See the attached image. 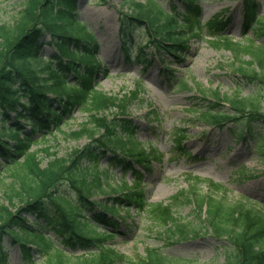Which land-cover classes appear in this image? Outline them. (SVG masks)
<instances>
[{
  "label": "trees",
  "instance_id": "1",
  "mask_svg": "<svg viewBox=\"0 0 264 264\" xmlns=\"http://www.w3.org/2000/svg\"><path fill=\"white\" fill-rule=\"evenodd\" d=\"M180 1L184 12L175 7L170 13H166L154 0H148L146 5L132 1L134 13H122L120 17V40L128 61L142 62L146 67L152 58L146 53L148 49L158 56L171 54L176 58L174 51L184 47L186 38L182 34L172 35L173 32L181 29L195 34L202 32L204 26L199 21V0ZM26 2V8L15 27L0 25V120L6 124L12 113L16 115L13 125L2 127L0 131V160L3 163H0V172L4 166L18 164L20 157H27L29 143L37 133L47 132V135H42L39 139L46 142L47 136L54 134L51 128L58 127L74 109L81 108L84 104L92 105L89 107L95 110L114 106L118 108V113L111 119H94L102 133H91V143L78 151L75 167L68 168L65 166L66 161L56 159L49 168L40 169L35 155H28L26 159L28 162L31 160V163H27L28 173L17 177L21 191L14 190L8 196L11 204L18 197L22 205L18 209L0 205V264H9L5 247L7 240L19 246L26 259L31 261L34 249L37 254L45 256L48 264H173L158 249H150L144 257L129 260L105 245L108 237L97 234L96 230L117 229V210L114 206H101L91 200L95 189L82 186L80 177L84 171L77 168L82 159L94 166L102 159H107L110 165L124 173L132 171L136 176L134 186L124 184L127 188H120L111 201L134 206L142 213L149 211L163 228H167L168 238L184 240L191 234L199 236L198 230L178 224L174 218V206L193 205L200 218L205 210L203 223L212 230V234L229 243L225 264H264V214L241 203L233 206L224 199L200 194L197 186L203 180L194 178L196 185L189 191L173 196L170 205L146 204L144 191L140 186L141 176L135 165L149 170L153 160L160 157L155 151L148 153L139 148L132 152L124 146V139H133L136 134L133 120L127 117L132 98L108 97L95 91V77L101 65L95 57L96 38L76 19L79 0ZM243 4L245 28L254 21L253 27L259 25L257 30L264 34V24H260V21L258 24L256 19V1L243 0ZM226 26L224 21L214 19L205 27L210 36L219 37L217 33ZM138 28L147 30L144 46L136 44L134 31ZM45 36L50 38L46 44L58 48V53L50 58L39 56ZM218 45L226 46L227 50L235 51L238 56H251L252 61L247 65H257L258 71L249 74L244 67H239L236 71L240 78L250 80V83L264 84V57L256 54L259 49L252 47L250 51L242 52L240 47H244L243 45L224 40ZM229 45L236 48L229 49ZM39 63L43 64L42 67L37 66ZM72 75L76 85L67 83L68 77ZM213 96L216 101L211 102L205 112H198L201 121L213 127L227 129L238 143L252 144L253 151L264 159V115L261 114L259 100L244 98L241 91L230 98L221 99L218 92H214ZM137 97L138 94L134 93L133 99ZM222 102L229 105L231 113H223ZM20 120L30 124L31 131L28 135H22ZM176 135L179 136L176 147L178 152L182 150L184 137ZM50 150L44 149L48 153ZM65 173L68 174L66 178ZM36 181L38 183L35 185ZM99 181L101 183L100 178ZM64 182H68V188L77 195V202L53 195V192L60 193L65 188ZM207 185L212 191L221 190L216 183L208 181ZM224 210L229 211L227 218L222 216L225 214ZM210 213L213 214L212 220L209 219ZM47 230L53 232V239ZM78 251L85 253L75 255ZM92 251L95 252L94 255H90L93 254ZM72 257L75 261H72Z\"/></svg>",
  "mask_w": 264,
  "mask_h": 264
},
{
  "label": "rangeland",
  "instance_id": "2",
  "mask_svg": "<svg viewBox=\"0 0 264 264\" xmlns=\"http://www.w3.org/2000/svg\"><path fill=\"white\" fill-rule=\"evenodd\" d=\"M132 1L139 5L148 3V0H79L75 16L96 38L95 57L101 69L95 77V91L108 97L132 98L127 117L133 120L136 134L133 139H124L125 148H130L132 152L139 148L148 153L155 151L160 157L153 160L149 170L135 165L141 176L140 186L144 191L146 204L170 205L173 196L189 191L196 185L194 178H198L203 180L197 186L200 194L224 199L233 206L241 203L264 214V159L253 151L252 144L238 143L227 129L204 123L198 114L205 112L211 102L216 101L214 92H218L222 99L241 91L242 97L259 100L261 114L264 115V84L250 83V80L240 78L236 71L239 67L248 69L247 73L251 74L258 71L257 65H247L251 63L252 57L247 54L238 56L235 51L227 50L226 46L218 45L223 40L243 45L244 47H240L242 52L254 47L260 50L256 54L264 57V34L257 30L259 25L253 27L251 24L245 28L243 0H199V21L204 26L202 32L195 34L187 29L173 32L172 35L182 34L186 38L184 47L174 51L176 58L165 55L162 66L152 51L153 65L142 68L139 64L126 63L120 40V17L122 13H134ZM255 1L258 7L256 19L258 24L259 21L264 24V0ZM154 2L166 13H170L175 7H179L180 12L184 11L179 0ZM26 3V0H0V25L15 27ZM214 19L224 21L227 25L217 33L219 37L209 36L205 27ZM134 35L136 44L144 46L147 30L138 28ZM49 41L48 36L42 39L44 46L39 54L41 58H50L58 53L55 45L46 44ZM228 48L236 47L229 45ZM146 53H150V50H146ZM261 57L259 58L262 59ZM42 65L37 64L38 67ZM67 83L76 85L73 75L68 77ZM155 92L166 98L161 99ZM134 93L138 94L136 99H133ZM49 98L54 100L51 95ZM221 105L223 113H231L227 103L222 102ZM89 106L84 104L67 114L59 126L54 127V134L47 136L46 142L39 139L42 135H47V132L37 133L32 137L27 148L28 155H35L40 169L49 168L56 159L66 161L65 166L68 168L75 167L78 151L91 143V133H102L94 119H111L118 113V108L114 106L97 110ZM15 121V114H11V119L6 124L0 120V131L2 127L13 125ZM19 123L22 135H28L31 131L30 124L25 120H20ZM176 134L184 137L182 150L178 152L176 147L179 136ZM46 148L51 149L49 153L44 151ZM26 158L20 157L18 164L4 166L0 172V205L11 209H18L22 205L18 197L11 204L8 196L14 190L21 191L17 177L28 173L27 163H31V160L28 162ZM0 163L3 164L1 160ZM77 168L84 171L80 177L82 186L95 189L91 200L101 206L116 207L115 220L119 223L118 228L96 230L97 234L108 237L105 244L107 247L129 260L144 257L150 249H158L173 264H225L229 243L224 238L217 239L206 223H203L205 210L200 218L193 205L174 206V218L178 224L198 230L199 236L191 234L184 240L171 239L166 233L167 228H163L149 211L142 213L134 206L111 201L125 183L128 187L134 186L136 176L133 172L124 173L110 165L107 159H102L97 166L82 159ZM67 175L65 173V178ZM208 181L218 184L221 190L212 191L207 185ZM37 183L38 181L34 184ZM64 183L65 188L60 193L53 192V195L77 202L75 192L68 188V182ZM125 188L127 187L124 186ZM224 213L222 216L227 218L229 211L224 210ZM212 217L213 214L210 213L209 219L212 220ZM49 232L53 239V232ZM5 247L9 264H48L45 256L37 254L34 249L30 261L25 258L20 247L11 244L10 240H7ZM84 253L78 251L74 254ZM92 253L90 255L95 252ZM72 261H75L73 257Z\"/></svg>",
  "mask_w": 264,
  "mask_h": 264
},
{
  "label": "bare ground",
  "instance_id": "3",
  "mask_svg": "<svg viewBox=\"0 0 264 264\" xmlns=\"http://www.w3.org/2000/svg\"><path fill=\"white\" fill-rule=\"evenodd\" d=\"M159 89H162L161 88V86H157ZM156 93V92H155ZM157 94V96H159L161 99H163V98H166V96L165 95H162V94H160L159 92L158 93H156Z\"/></svg>",
  "mask_w": 264,
  "mask_h": 264
}]
</instances>
